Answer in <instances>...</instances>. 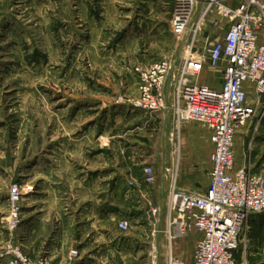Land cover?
<instances>
[{"label": "rangeland", "instance_id": "obj_1", "mask_svg": "<svg viewBox=\"0 0 264 264\" xmlns=\"http://www.w3.org/2000/svg\"><path fill=\"white\" fill-rule=\"evenodd\" d=\"M154 1L0 0V210L8 207L10 213L13 185L23 196L15 230L34 206L45 203L52 211L62 206L79 228V236L91 243L84 250L85 243L69 248L66 264H74L80 256L96 264H168V241L164 232L154 234L149 196H140L137 202L135 191L140 193L142 183L135 179V171L131 173L135 178L127 181L103 178L100 154L112 145V133L104 134L106 124L113 123V107L151 112L137 103L144 100L145 80L158 63L171 61L173 69L176 63L175 93L179 69L190 49L203 53L223 38L231 19L219 5L231 0L200 2L182 36L172 32L164 5ZM209 69L206 66L190 82L207 84ZM257 107L261 120L253 119L245 139L246 131L240 128L237 139L238 163L243 162L245 145L247 166L264 160V98ZM182 125L173 133L171 175L179 189L197 191L209 180L211 149L198 161H187L183 129L204 125L194 121ZM141 149L152 153L154 147ZM108 151L116 153L113 145ZM2 216L0 225H6ZM122 218L129 221L127 230L119 227ZM160 219L163 229L164 215ZM50 229L52 236L57 235L58 227ZM195 237L189 233L173 242V253L185 263L192 259ZM251 238L249 233L236 252L237 260L264 264V247ZM9 244L22 251L12 242L0 247ZM39 258L52 264L47 256Z\"/></svg>", "mask_w": 264, "mask_h": 264}, {"label": "built area", "instance_id": "obj_2", "mask_svg": "<svg viewBox=\"0 0 264 264\" xmlns=\"http://www.w3.org/2000/svg\"><path fill=\"white\" fill-rule=\"evenodd\" d=\"M201 1L172 0L170 26L176 36L188 31ZM219 10L231 19L224 38L203 53L190 49L180 67L175 91L177 126L194 121L210 131L213 149L209 184L203 193H194L179 189L174 178L163 229L160 208L152 205L148 210L154 234L164 232L167 238L168 264H245L237 260L236 252L248 238L252 217L264 213V174L253 172L249 166L237 167L234 150L239 129L262 117L257 118V106L264 98V0H241L236 7L219 5ZM206 66L221 69L220 88L190 82ZM172 70L171 61L156 64L145 80V98L138 101V106L151 112L166 106L164 85ZM142 173L146 183L156 182L153 166L144 165ZM22 200L19 186L13 185L9 231L19 226ZM129 225L126 218L119 222L122 230ZM189 233L199 237L192 259L185 263L173 253V242ZM0 264L46 262L40 258L32 260L9 244L0 247Z\"/></svg>", "mask_w": 264, "mask_h": 264}, {"label": "crops", "instance_id": "obj_3", "mask_svg": "<svg viewBox=\"0 0 264 264\" xmlns=\"http://www.w3.org/2000/svg\"><path fill=\"white\" fill-rule=\"evenodd\" d=\"M205 1L207 0L201 1L202 5ZM240 1L231 0L228 2L227 6L236 7L239 5ZM156 2L159 6L164 5L170 24L172 0H155L152 3H155L156 5ZM153 4L149 6L151 11H153ZM176 66L177 65L175 63V68L171 71L166 80V106L163 109L158 112H154L152 115L151 112H142L138 110V113H130L125 109L117 110V107L111 108V110L115 111L113 123L106 124V132L104 134L105 136H109V134L112 133V145L116 153H109L108 150L112 146L110 145L106 147V152H101L100 154L101 171L105 172L106 175L103 176V178H117V180L127 181L129 177L135 178V176L131 174L134 170L135 175H137L135 179L138 180L140 184L142 183V186L138 188L141 194L135 191V196L139 199L137 202H140V196H149V203L151 206L154 205L160 208L162 218L163 215L164 218L166 216L167 200L173 185V174L171 175V169L175 157L172 141L173 133L177 128L175 120L176 99L173 91V75L176 74ZM206 76V80H204V82L207 83L206 85L209 84V86L211 85L213 88H220L221 69H209ZM217 83L219 84V87H217ZM258 110H260V107H258ZM109 113L111 112L109 111ZM109 119L110 118H107V120ZM255 120L257 119L255 118ZM185 124L187 123H184L183 125L185 126ZM252 124L253 120L242 128L244 129L243 131H246L245 136H242L243 139L248 137V132ZM188 127L189 126H186L185 129H183L185 130L186 139L184 153L186 155V160L193 163L202 158V156L206 155L209 148L212 152L213 144L210 139V131L205 126L199 127L196 125L195 128L191 127L189 129ZM121 132L125 136L124 139L120 135ZM240 132V130L237 132L234 146L237 167L247 166L245 164V145L243 147L242 154L243 162L238 163L237 139L239 137L241 138ZM182 136L184 137V132ZM258 143H261V139ZM141 146L154 147V150L151 151L152 153H150V150L142 151ZM103 147L104 146L102 145V148ZM252 148L251 139L247 150L251 151ZM152 161H154L155 164H158L157 166H153L156 171L157 178L155 183L148 184L144 180L143 173L141 172V174L138 171L139 168H143L145 163L150 164ZM258 163L260 162L255 161L254 163H251L249 167L253 172L264 174V169L261 168L264 165V160L260 163V165H258ZM141 176H143L142 180H140ZM193 182L196 184L197 179ZM208 184L209 180L205 186L197 188V191H199L198 193H203ZM117 191L120 192V188ZM197 191L190 187L189 192L197 193ZM151 198L153 200H151ZM50 207L51 205L40 203L31 208L27 211L20 227L13 232H10L7 228V222L9 219L8 207L7 209L4 208V210H0V214L3 215L2 219L7 220L6 225H0V245L12 242L14 245L21 246L23 253L30 259L36 260L40 256L44 255L50 258L52 264H66V255L71 247L73 248L74 246H80V244L85 243L83 250L85 248L87 249L91 243L86 242L87 240L84 241L85 236H79V228H77L74 221L71 220V216L66 212H62V206H56V208H53V211ZM0 208L2 209L3 207L0 206ZM51 227L59 228L57 235H51ZM258 232H261V235L263 236L262 243L259 242ZM250 233L253 243L264 247V213L252 217ZM193 234L196 236L194 239L195 245L199 234ZM83 257L84 256H80V259L74 264H96L91 261L82 260ZM90 257L94 256L91 255ZM250 260L251 263H256L252 257H250Z\"/></svg>", "mask_w": 264, "mask_h": 264}, {"label": "trees", "instance_id": "obj_4", "mask_svg": "<svg viewBox=\"0 0 264 264\" xmlns=\"http://www.w3.org/2000/svg\"><path fill=\"white\" fill-rule=\"evenodd\" d=\"M258 238H259V242L262 243L263 236L261 235V232H258Z\"/></svg>", "mask_w": 264, "mask_h": 264}]
</instances>
